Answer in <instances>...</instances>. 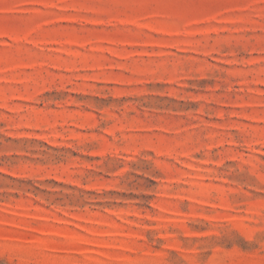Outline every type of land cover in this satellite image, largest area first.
I'll list each match as a JSON object with an SVG mask.
<instances>
[{
  "label": "rangeland",
  "instance_id": "rangeland-1",
  "mask_svg": "<svg viewBox=\"0 0 264 264\" xmlns=\"http://www.w3.org/2000/svg\"><path fill=\"white\" fill-rule=\"evenodd\" d=\"M0 264H264V0H0Z\"/></svg>",
  "mask_w": 264,
  "mask_h": 264
}]
</instances>
